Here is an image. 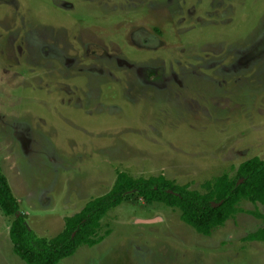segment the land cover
Wrapping results in <instances>:
<instances>
[{
    "label": "rangeland",
    "instance_id": "rangeland-1",
    "mask_svg": "<svg viewBox=\"0 0 264 264\" xmlns=\"http://www.w3.org/2000/svg\"><path fill=\"white\" fill-rule=\"evenodd\" d=\"M264 159V0H0V171L50 238L118 172L190 189ZM240 211L209 235L132 196L57 264H264ZM13 216L0 209V264Z\"/></svg>",
    "mask_w": 264,
    "mask_h": 264
},
{
    "label": "trees",
    "instance_id": "trees-1",
    "mask_svg": "<svg viewBox=\"0 0 264 264\" xmlns=\"http://www.w3.org/2000/svg\"><path fill=\"white\" fill-rule=\"evenodd\" d=\"M202 189H190L165 176L132 177L118 172L106 193L94 197L73 215L64 218L61 231L50 238L37 235L25 223V214L6 177L0 171V209L13 216L8 236L12 250L25 264H57L72 255L81 245L93 246L102 241L98 233L101 219L108 210L132 196L146 203L157 202L180 211V218L196 232L209 235L215 227L240 211L241 201L264 205V159L253 156L242 161L235 174H221L202 183ZM262 221V226L246 235V239L264 241V212L250 210Z\"/></svg>",
    "mask_w": 264,
    "mask_h": 264
}]
</instances>
